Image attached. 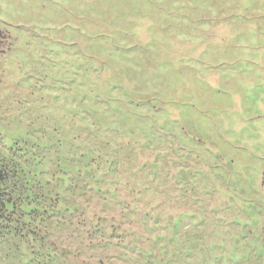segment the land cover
Masks as SVG:
<instances>
[{
	"label": "rangeland",
	"instance_id": "1",
	"mask_svg": "<svg viewBox=\"0 0 264 264\" xmlns=\"http://www.w3.org/2000/svg\"><path fill=\"white\" fill-rule=\"evenodd\" d=\"M0 264H264V0H0Z\"/></svg>",
	"mask_w": 264,
	"mask_h": 264
}]
</instances>
